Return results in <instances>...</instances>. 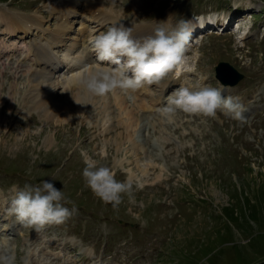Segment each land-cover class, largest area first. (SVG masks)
I'll use <instances>...</instances> for the list:
<instances>
[{
	"label": "rangeland",
	"instance_id": "obj_1",
	"mask_svg": "<svg viewBox=\"0 0 264 264\" xmlns=\"http://www.w3.org/2000/svg\"><path fill=\"white\" fill-rule=\"evenodd\" d=\"M97 1L101 4H96L99 10L94 12L89 11L86 0L75 1L78 10L69 18L71 28L59 40L60 46L52 47L65 54L68 47L80 42L81 48H87V59L90 57L81 70L94 69L100 63L91 41L113 23L135 29L161 21L175 26L181 18L195 17L204 23L193 16L197 15L219 20L230 17V21L237 20L235 26L252 27L248 34H244L246 29L241 32L247 35L238 38L241 42L231 34L238 31L232 21L221 32L198 33L197 28L188 68L179 79L145 87L147 100L159 98L146 101L150 107L140 106V93H133L130 100L125 92L115 91L134 116L132 126H141L139 142L146 151L140 150L135 157L129 143L120 142L123 128L101 134V128L95 130L87 123L118 121V107H110L106 116L100 102L89 103L83 112L65 109L70 90L50 64L44 65L37 78L25 70L33 63L37 75L43 67L29 60L28 49L56 31L59 17L52 9L54 0H0V14L39 18L38 27L33 25L28 32L17 29L8 38L0 31V41L18 47L8 57L0 53V228L8 223L3 215H7L15 192L25 184L50 181L72 202L66 206L78 209L65 223L46 225L40 232L9 216L16 225L9 233H15L5 235L0 229V251L11 249L16 264H264V0ZM3 25L0 22V30ZM239 43L245 44L243 48ZM220 61L229 62L243 74L229 85L231 92L224 94L242 98L246 122L219 112L216 118L178 112L174 123L164 122L158 109L181 82L221 85L215 77V65ZM36 84L49 87L47 93H52L60 107L52 118L44 114V109H50L47 102L40 112L31 109L42 97H33ZM82 151L111 167L117 180L127 179L130 173L139 176L133 198L124 196L118 209L99 199L82 176ZM118 158H123L121 165L114 163ZM46 248L63 255L48 259L33 255Z\"/></svg>",
	"mask_w": 264,
	"mask_h": 264
},
{
	"label": "clouds",
	"instance_id": "obj_2",
	"mask_svg": "<svg viewBox=\"0 0 264 264\" xmlns=\"http://www.w3.org/2000/svg\"><path fill=\"white\" fill-rule=\"evenodd\" d=\"M210 22V21H209ZM195 17L181 18L175 26L167 21L158 22L151 34L138 36L134 27L117 22L93 37L91 47L100 63L92 71L85 67L78 83L92 96H106L117 89L134 99L133 93L146 86L160 85L166 79H179L176 69L188 61L193 43V32L204 27ZM107 62V63H103ZM231 86L213 87L203 83L185 84L171 92L158 109L164 122L172 124L178 112L216 118L222 113L241 123L246 122L247 111L238 95H225ZM85 167L82 176L86 185L103 202L118 209L124 196L133 198L134 182L131 178L116 179L113 169L82 151ZM65 193L50 181L25 184L15 192L7 215L15 217L23 227L42 231L46 225L63 224L78 213ZM0 264H16L11 249L0 251Z\"/></svg>",
	"mask_w": 264,
	"mask_h": 264
},
{
	"label": "bare ground",
	"instance_id": "obj_3",
	"mask_svg": "<svg viewBox=\"0 0 264 264\" xmlns=\"http://www.w3.org/2000/svg\"><path fill=\"white\" fill-rule=\"evenodd\" d=\"M60 1L61 0H54V2L52 3V6L54 5L52 9L55 12H57V17H59V19L57 21L58 26H56V28H55L56 31L52 32L50 39H47L45 42H38L37 44L32 46V49H28V50H30V51H28V54L30 55V56L28 55L30 57L29 60H32L35 63H39L43 67L38 68V72H37L38 74L37 75H35L36 74L35 71H36L37 67H32L33 63H28L27 69H25V70L26 71L31 70V72H29V74L34 75V78H37L42 74L41 72L44 71V67H45L44 65L50 64L52 66V68L54 69V71L58 73L56 75V77L60 76V79H59L60 82H62V80H64L65 81L64 86L67 85V88H69V90H70L68 97H66L69 101V104L65 105V109H69V108L71 109L72 108V109H76L77 111H79V110L82 111L83 109L89 108L88 107L89 103L100 102V104L104 105L103 110L102 109L101 110L104 112V116H106L107 112H108L107 110L110 107H111V109L113 108V106L118 107L120 109L119 114L117 116L118 121L108 123V121L101 120V121H87V123L89 124L90 127L95 128V130L97 129V127L101 128L99 131L101 134L109 133L112 130L117 129V127L123 128L122 132L125 133V135H123L124 136L123 139L121 137L120 142H123V140H124L126 143H129L131 154L134 155L135 157L138 156V154L140 153V150L143 151L141 153L145 154L146 150H145L143 144L139 142L141 140V138H140V136H141L140 123H137V125L134 127L132 126V121L134 120V116L130 112H127L128 108L123 101L124 98L122 99L121 96H119V94L115 93V91L113 93H111L110 95H106L103 97L92 96V95L88 94L85 91V89L78 83V81L80 79V72L79 71H82L81 70V64H83V62L87 61L90 58V57H88V59H87V52H84V51H87V48H84V47L81 48L80 47L81 43L76 42L72 46H70L66 49L65 54H63V50H60V51L59 50H57V51L52 50V47L54 45H59L58 44V42H60L59 40L62 41L64 39L63 36L66 33L65 31L68 30L69 28H71V23H70L69 18L74 16L78 10L77 9L78 3L75 2L77 0H62V3H59ZM86 3L90 7L89 11L94 12V11H96V9L99 10L98 6H97V8H95L96 4L100 3L99 1H97V0H86ZM61 4H63L62 7H61ZM58 8H59V10H58ZM69 10H73V11L70 13ZM5 13H8V12H5ZM107 13L106 14L104 13L105 14L104 16H107ZM95 15H98V13L93 14L92 16H95ZM18 16L20 18L19 17L13 18V16L9 15V14L6 16L3 15L2 13L0 14V22L4 24L3 26H5V28L2 27V30H0V31H2L1 33H3L2 35L7 36L9 38L10 36H12V34L15 35V30H17V29H20V30H22V33H25V32H28L30 29H32L31 26L34 25V27H38V25H39V18L37 15H32V17L36 16L33 18H31V16H24V15H18ZM25 17H27V18H25ZM96 17H98L100 19L99 16H96ZM112 17H110V18H112L114 20L115 16L113 14H112ZM202 20L204 23H206L205 19H202ZM139 27H141V28H136V29L134 28L135 34L138 36L148 35V34H151L153 31L152 27L151 28L150 27L147 28L148 26H139ZM233 28L237 29L238 26H234ZM216 29L218 30L219 28H216ZM199 31H202V30H199ZM235 32H232V34H234ZM243 35L244 34L241 33V35L236 36V39H238V38L241 39L243 37ZM54 41L57 43H55ZM17 48H18L17 45H15L14 43L7 44L4 41H0V53H4V55L7 54V57L9 56L8 54L10 52H12V53L15 52L17 50ZM7 63H10V62L8 61ZM187 63H188V61H186V63H184L183 65H181L180 67H178L176 69V74L178 76L182 75V72L185 71L186 67L188 68ZM63 68H65V69H63ZM91 69L94 70L95 68L94 69L91 68ZM91 69L89 71H92ZM60 82H59V84H60ZM51 83H53V82H51ZM169 83H170V81H169ZM49 84H50V81L48 82L47 85H49ZM43 88H44L43 84H36V86L34 88L35 92H34L33 97L35 95H36L35 99L39 96H42V97L39 98L38 102H36L35 104L32 105L31 109H34V110L39 109V112H40V108L41 109L44 108V104L47 102V104L48 103L50 104L49 105L50 109L49 110H48V108L44 109V111L46 110L44 114L47 115L49 118H52L55 114L60 112V107L58 108L57 104L54 103L52 93H47V90L49 89V87H47V89L46 88L43 89ZM144 89L136 92V93H140V95H141L137 99L141 103L140 106L142 104H145L146 107H150L149 105H147L146 101L153 100V99L158 100L159 98H156V97L149 98L148 97V100H147V96L144 94L146 89L145 90ZM138 111H140V110H138ZM133 112H135V111H133ZM132 118H133V120H132ZM42 119H44V118H42ZM53 119H52V121H53ZM102 119H104V118H102ZM45 122L49 123V121H45ZM59 123L62 124L64 122L59 121ZM118 134L120 135L121 132L119 131ZM116 143L118 146L121 145L119 142H115V144ZM104 144L105 143H103L102 145H104ZM118 146H117V151L119 150ZM115 160H116V161H114L115 164L119 163V165H121V162H123V158H121L120 160H119V158H118V160L117 159H115ZM138 161H141V160H138ZM141 166H142V164H141ZM138 167H139V165H138ZM128 178H131L133 180V182L134 181L137 182L139 180V176H135V175L133 176L132 173H130ZM140 185H142L141 182L138 183V186H140ZM3 219L8 220V223L7 224L5 223L1 227L2 230L5 231V235L12 234L13 232L15 233V231L9 233V230H13V228H15V226H16L15 223H13L10 220V217L7 215H3ZM7 238H9V236H7ZM42 246H38L37 249H39ZM46 249L48 251L42 250V251L36 252V254H33V255H36L35 257L42 256V257L47 258V259L51 255H57L60 257L63 255L60 252H57V251L51 252V250H49L48 248H46Z\"/></svg>",
	"mask_w": 264,
	"mask_h": 264
},
{
	"label": "water",
	"instance_id": "obj_4",
	"mask_svg": "<svg viewBox=\"0 0 264 264\" xmlns=\"http://www.w3.org/2000/svg\"><path fill=\"white\" fill-rule=\"evenodd\" d=\"M225 67L228 68L229 71H227ZM215 69L216 75L223 83L235 84L243 76L241 72H238L237 69L227 61L218 62Z\"/></svg>",
	"mask_w": 264,
	"mask_h": 264
}]
</instances>
